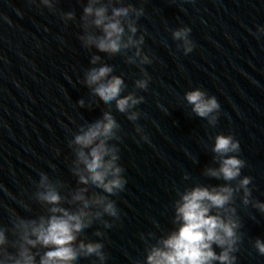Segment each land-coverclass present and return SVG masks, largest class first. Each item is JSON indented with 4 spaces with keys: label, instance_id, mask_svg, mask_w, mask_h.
<instances>
[{
    "label": "water",
    "instance_id": "95a60500",
    "mask_svg": "<svg viewBox=\"0 0 264 264\" xmlns=\"http://www.w3.org/2000/svg\"><path fill=\"white\" fill-rule=\"evenodd\" d=\"M88 2L0 0V233L5 239L0 250L17 254L21 221L39 223L52 215L50 207L76 212L83 203L73 196L81 189L89 200L106 195L74 174L69 141L81 126L109 111L120 125L119 139L111 143L127 181L123 191L109 197L120 215L94 219L74 242L103 243L106 260L81 256L73 264H147L151 248L162 247L161 241L180 227L175 215L180 194L195 186L222 185L236 189L228 206L241 222L237 231L242 239L232 253L235 264H264V255L254 247L257 238L264 241V213L244 205L239 188L244 176L251 177L250 199L264 203V33L258 32L264 31V0H97L93 7L106 6L108 14L128 5L144 12L139 19L130 13L138 29L135 37L143 35V44L114 55L85 47L81 40L102 34L91 17L85 26ZM181 27L191 29L195 47L189 54L172 37ZM130 34L126 28L125 40ZM138 50L152 63H130ZM95 56L100 59L93 63ZM104 65L112 67L110 77L124 80L122 95L144 98L130 110L140 113L138 120H128L114 102L106 105L93 97L83 83L86 71ZM143 71L151 78L146 90L136 87ZM196 89L217 98L215 124L198 117L187 102L186 93ZM220 134L239 141L236 155L245 161L233 181L206 174L219 167L220 157L212 149ZM42 174L60 195L59 204L38 199L37 193L47 190L40 185ZM89 210L102 212V207L90 204ZM105 221L112 227H105ZM28 247L35 264L50 250Z\"/></svg>",
    "mask_w": 264,
    "mask_h": 264
},
{
    "label": "clouds",
    "instance_id": "9594fccd",
    "mask_svg": "<svg viewBox=\"0 0 264 264\" xmlns=\"http://www.w3.org/2000/svg\"><path fill=\"white\" fill-rule=\"evenodd\" d=\"M96 2L97 0H89L88 6L83 9L82 19L87 27L88 19L91 17V23L99 28L102 34L81 37L84 46L94 45L99 52L109 55L122 53L130 47L139 49L144 42V36L135 37L138 29L135 21L131 20L130 13H134L139 19L144 14L143 9L128 5L114 7L111 14H108L106 6L94 8ZM72 15L68 13L69 18ZM126 28L131 34L125 40ZM261 29L258 28V32L264 33ZM190 32L191 29L188 27H181L172 32L174 40L182 41L179 47L183 48L185 54L191 53L195 47L189 38ZM99 59V56H95L92 62L96 63ZM129 62L145 65L151 64L152 59L138 50L135 52V59L129 57ZM112 71V67L108 65L90 68L84 74L83 83L91 90L93 97L106 105L114 102L116 110L121 114L127 113V119L134 122L139 119L140 113L130 110L142 103L144 98L142 96L138 98L131 93L122 95L124 80L116 75L110 77ZM143 77L136 81V87L146 90L151 78L144 71ZM186 100L192 105V111L198 117L215 124L218 117L214 113L220 112V104L215 96H208L203 90L196 89L186 93ZM78 104L83 107L84 101L79 100ZM119 130L120 125L113 114L106 111L102 118L81 126L78 132L73 134L74 138L69 141L75 155L74 174L82 184L91 183L106 195H95L89 200L83 194L86 189H81L73 196V201L83 203L76 212H69L62 207H50L52 215L48 218L41 217L39 223L35 220L21 221L17 225L22 229V243L18 245V252L13 255L6 250H0V264H35V255L28 246L34 248L38 244L50 249L40 258L39 264H73L81 256L92 255L97 256L102 262L106 260L103 243L81 241L78 246H74V242L77 240V233L91 227L94 219H100L103 215L119 218L116 202L109 198L123 191L127 183L122 175L124 169L118 163V148L111 143L119 139ZM136 130L142 131L139 126ZM141 139L149 142L147 135H141ZM212 151L220 157L219 167L207 169V175L222 178L224 181H233L241 176L245 161L236 155L240 151L238 140L230 134L217 135ZM251 181L252 178L249 176H244L239 181V188L244 192L243 203L246 206L251 203L254 208L264 213V203L258 201L253 203L250 199ZM40 185L47 190L38 192V199L49 205L59 204L61 197L49 183L46 174L40 176ZM234 191L236 189L227 185L211 189L195 186L181 193L175 207L180 227L161 241L162 247L151 248L147 264H213L214 261H218L219 264H235L237 258L232 253L237 252L242 234L237 231L241 228V222L239 217L235 216V209L228 207L233 201ZM90 204L102 207V212H91ZM212 209L222 212L212 214ZM229 211L231 215L226 214ZM104 223L105 227H112L107 221ZM4 243V236L0 233V245ZM213 245L221 249L219 254L214 251ZM254 247L260 255H264V241L257 238Z\"/></svg>",
    "mask_w": 264,
    "mask_h": 264
}]
</instances>
